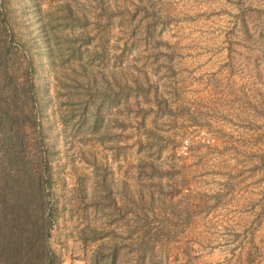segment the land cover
<instances>
[{
	"label": "rangeland",
	"instance_id": "obj_1",
	"mask_svg": "<svg viewBox=\"0 0 264 264\" xmlns=\"http://www.w3.org/2000/svg\"><path fill=\"white\" fill-rule=\"evenodd\" d=\"M0 67L59 264H264V0H0Z\"/></svg>",
	"mask_w": 264,
	"mask_h": 264
},
{
	"label": "trees",
	"instance_id": "obj_2",
	"mask_svg": "<svg viewBox=\"0 0 264 264\" xmlns=\"http://www.w3.org/2000/svg\"><path fill=\"white\" fill-rule=\"evenodd\" d=\"M1 70L0 264H59L49 244L57 212L50 173L47 168L36 170L25 139L11 131L13 124L28 117L14 111V106L9 108L17 92L9 89L11 79ZM24 81L28 88V80Z\"/></svg>",
	"mask_w": 264,
	"mask_h": 264
}]
</instances>
